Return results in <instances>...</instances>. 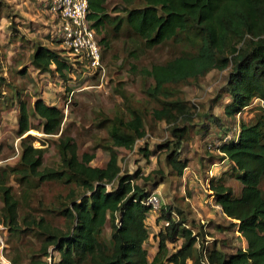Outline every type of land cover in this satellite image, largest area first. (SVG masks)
<instances>
[{
  "label": "trees",
  "instance_id": "16d2710c",
  "mask_svg": "<svg viewBox=\"0 0 264 264\" xmlns=\"http://www.w3.org/2000/svg\"><path fill=\"white\" fill-rule=\"evenodd\" d=\"M108 1L87 0L88 18L97 33L118 32L125 27L138 35L145 47L168 40L184 47L179 55L143 71L153 79L146 94L159 103L152 110L153 117L170 125L172 139L165 143L169 149L166 158L178 175L187 166L186 157L179 156L191 140L187 121L191 113L188 105L175 96V85L212 69L229 67L223 87L228 96L222 109L224 117L233 118L258 100L254 118L241 121L236 134L217 145L218 158L226 159L230 167L208 182L213 201L231 226H236L246 246L231 254L209 246L206 256L209 264H264V0H121V5L110 8ZM102 42L106 43L105 37L99 39L100 47ZM30 63L64 80L73 69L67 55L60 56L43 44L34 47ZM18 109L20 155L15 165L0 166V223L11 236L33 234L40 239V247L25 264H204L202 247H197L198 239L187 219L179 210L175 218L169 205L159 209L156 222L163 220V225L154 235L156 251L148 258L144 243L150 236L146 218L152 206L144 200L150 192L134 181L139 178V170L121 173L116 151L118 147L131 148L144 136L138 112L130 110L128 119H104L109 121L108 140L101 146L108 150L109 158L103 166L91 165L95 153H78L73 138L61 134L57 143L59 166L43 167L45 147L33 146L30 135L23 134L31 128L46 135L57 134L63 112L40 98L31 102L21 99ZM203 116L222 125L220 116ZM180 119L186 123L178 125ZM143 151L149 155L146 148ZM11 175L24 185L33 180L67 184L60 206L51 209L63 217L64 226L51 224L44 215L21 214L19 200L7 183ZM230 177L241 185L237 194L227 183ZM106 224L111 229L108 238L104 236ZM178 241L179 245L169 250L168 245ZM10 258L12 264L23 260L19 254Z\"/></svg>",
  "mask_w": 264,
  "mask_h": 264
},
{
  "label": "rangeland",
  "instance_id": "374dc122",
  "mask_svg": "<svg viewBox=\"0 0 264 264\" xmlns=\"http://www.w3.org/2000/svg\"><path fill=\"white\" fill-rule=\"evenodd\" d=\"M138 0H136L137 2ZM50 0H0V166H13L20 155V137L17 135L19 100H44L49 105L59 107L63 112L60 131L46 135L31 128L23 136L30 135L35 147H45L42 156L43 167H58L60 155L58 138L70 136L75 141L78 153L94 152L91 165L103 166L109 152L101 144L107 143L106 118L122 116L129 118L130 110L138 112L143 119L145 134L138 138L131 148H116L121 173L133 174L139 170L136 183L146 187L147 192L156 191L160 206L152 210L146 218L150 231L145 241L148 258L157 248L154 235L163 225L156 222L159 209L171 206L177 218V210L187 219V223L204 246L216 247L231 254L237 248L245 247V239L231 226L230 219L213 201L209 189V178L217 177L229 169L226 159L220 160L217 145L225 133L236 134L241 121H251L255 115L258 100L242 109L233 118H225L222 112L227 101L223 92L229 67L212 69L205 75L189 78L174 86L175 96L183 100L191 115L187 120L191 128V140L185 143L179 157H186L187 166L178 175L168 163L165 143L172 139L170 125L153 117L152 110L159 107L157 100L150 99L146 88L152 84L151 76L144 74L151 64L179 55L184 47L172 40L153 47H145L143 40L129 28L120 31L99 32L105 37L101 43L102 67L93 69L77 56L68 54L58 38V19L49 7ZM121 5V0H109V8ZM43 44L55 49L60 56L67 55L73 69L67 79H61L55 72H42L30 63L34 47ZM52 69L54 66L51 65ZM17 93L19 96H17ZM221 95V96H220ZM211 113L220 116L222 125L207 120L203 115ZM37 123V119H32ZM178 120V125L183 124ZM186 122H184L185 124ZM144 148L149 155H144ZM143 177L150 179L145 181ZM19 200V210L23 214L32 212L44 215L53 225L64 226L63 217L56 211L68 185L48 180L31 181L30 185L20 184L14 175L7 181ZM227 183L237 194L240 183L233 177ZM264 188V181L262 183ZM2 203L0 201V208ZM108 224L104 236L110 235ZM0 237L4 246L0 247V264H12L10 256L19 254L25 264L30 255L40 247V239L33 234L11 236L0 223ZM169 244V250L179 245ZM58 254L55 253V257Z\"/></svg>",
  "mask_w": 264,
  "mask_h": 264
},
{
  "label": "built area",
  "instance_id": "2783aa9c",
  "mask_svg": "<svg viewBox=\"0 0 264 264\" xmlns=\"http://www.w3.org/2000/svg\"><path fill=\"white\" fill-rule=\"evenodd\" d=\"M49 7L53 15L58 19V38L68 54L77 56L93 69L101 68L99 37L88 18L87 0H50ZM229 134H226L222 141L230 139L231 135ZM144 202L150 204L152 210L158 208L161 204L160 197L156 191L150 192ZM196 237L198 239L197 235ZM3 246V238L0 237V247L2 248ZM197 247H202L203 263L209 264L206 256L208 246H204L199 242Z\"/></svg>",
  "mask_w": 264,
  "mask_h": 264
}]
</instances>
